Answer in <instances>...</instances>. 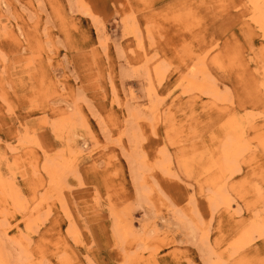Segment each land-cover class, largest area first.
I'll use <instances>...</instances> for the list:
<instances>
[{"label":"rangeland","instance_id":"obj_1","mask_svg":"<svg viewBox=\"0 0 264 264\" xmlns=\"http://www.w3.org/2000/svg\"><path fill=\"white\" fill-rule=\"evenodd\" d=\"M262 4L0 0V264H264Z\"/></svg>","mask_w":264,"mask_h":264},{"label":"bare ground","instance_id":"obj_2","mask_svg":"<svg viewBox=\"0 0 264 264\" xmlns=\"http://www.w3.org/2000/svg\"><path fill=\"white\" fill-rule=\"evenodd\" d=\"M253 3H254V5H255V8H257L258 6H259V3H263L262 4V8H261V13H260V17H259V19L261 18V20L259 21V22H261V23H263L264 24V17H262V15L264 16V0H251ZM256 3V4H255ZM257 24H259V23H257ZM262 29V28H261ZM263 31V33H264V30H262ZM231 126V125H230ZM231 155V154H230ZM225 156H226V154H225ZM227 157V156H226ZM146 171V170H145ZM151 174V173H150ZM143 178V177H142ZM139 180H140V178H139ZM142 181V180H141ZM140 184V183H139ZM148 190V189H147ZM149 192V191H148ZM149 197V196H148ZM260 224H262V223H260ZM263 226V225H262ZM192 232V231H191ZM246 234H247V232H246ZM19 239V238H18ZM242 241H243V239H242ZM27 250V249H26Z\"/></svg>","mask_w":264,"mask_h":264}]
</instances>
